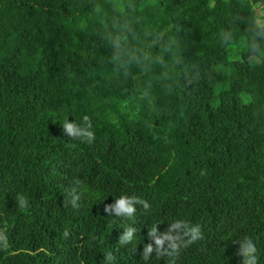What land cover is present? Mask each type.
<instances>
[{
  "label": "trees",
  "instance_id": "16d2710c",
  "mask_svg": "<svg viewBox=\"0 0 264 264\" xmlns=\"http://www.w3.org/2000/svg\"><path fill=\"white\" fill-rule=\"evenodd\" d=\"M261 9L0 0V264H264Z\"/></svg>",
  "mask_w": 264,
  "mask_h": 264
},
{
  "label": "clouds",
  "instance_id": "9594fccd",
  "mask_svg": "<svg viewBox=\"0 0 264 264\" xmlns=\"http://www.w3.org/2000/svg\"><path fill=\"white\" fill-rule=\"evenodd\" d=\"M64 129L69 133V134H77V129L72 125L69 124L67 121L64 122L63 124ZM89 136L92 135V133L88 134ZM133 203L132 200H130L127 197H124L120 200L117 201V211H123L124 213L127 214H131L134 212V208L131 207V204ZM22 207L24 206L23 202H22ZM145 207H147V205H145ZM184 225H182L181 223H177L174 225V228L179 229L181 227H183ZM153 232H155V229L153 230ZM192 237V240H196L199 237V228L198 227H193L190 229V233H189ZM165 239H171V237L166 236ZM158 244H163V241H157ZM245 245L246 247H251V241L246 240L245 241ZM173 248H175V244L172 245ZM149 251H151V249H149ZM252 251H254V248L252 249Z\"/></svg>",
  "mask_w": 264,
  "mask_h": 264
},
{
  "label": "rangeland",
  "instance_id": "374dc122",
  "mask_svg": "<svg viewBox=\"0 0 264 264\" xmlns=\"http://www.w3.org/2000/svg\"><path fill=\"white\" fill-rule=\"evenodd\" d=\"M258 12H259L260 14H261V13H264L263 9L258 10Z\"/></svg>",
  "mask_w": 264,
  "mask_h": 264
}]
</instances>
